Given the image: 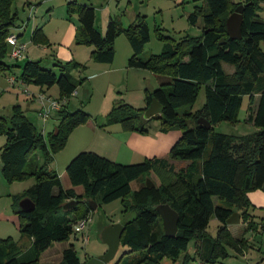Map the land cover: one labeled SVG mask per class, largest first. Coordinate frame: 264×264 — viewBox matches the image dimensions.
Returning <instances> with one entry per match:
<instances>
[{"label":"trees","instance_id":"trees-1","mask_svg":"<svg viewBox=\"0 0 264 264\" xmlns=\"http://www.w3.org/2000/svg\"><path fill=\"white\" fill-rule=\"evenodd\" d=\"M200 1L203 5L196 7L188 20L194 26L201 20L202 35L186 36L175 43L166 41L168 38L159 30L160 39L166 41L163 51L147 59L143 58L144 48L151 36L144 15L138 14L127 28L112 19L102 34L95 26L94 7L75 0L68 3L69 19L76 15L80 23L75 43L92 47V60L112 64L115 41L125 34L133 48L129 68L171 78L167 88L146 90L144 109H135L117 100L102 128L119 124L126 131L147 135L151 121L159 120L161 132L178 130L181 137L167 158L148 159L138 164L124 165L94 152H81L66 168L73 187L68 190L49 166L73 131L90 120V114L82 109L70 112L62 107L58 111L57 130L47 136L37 133L18 106L9 120L0 116V133L7 137L1 156L3 178L10 184L28 178L36 180L16 199L17 214L23 222L21 233L29 236L32 244L23 249L10 239L0 240V264H39L54 243L68 242L75 236L74 225L92 211L88 202H84L86 198L100 197L103 204L122 200L125 213L136 214L124 224L121 247L128 248L130 255L124 264H157L165 257L177 261L183 255V263L187 264L192 259L186 254L191 242L195 243V255L208 264L227 258L229 248L241 252L247 242L245 238H235L227 224L236 212L241 214L246 231L264 230V220L257 224L249 212L252 207L249 193L264 189V51L261 48L264 21L259 14L264 0ZM13 2L0 0V59L7 53L8 38L16 26ZM240 5L245 6L242 38L232 40L226 22ZM33 42L50 44L42 28L34 32ZM224 64L233 66L234 73L227 74ZM54 67L57 70L44 68L41 61H28L22 68L21 80L40 87L57 85L62 100L70 98L84 82L74 74L81 73L86 66L71 61L58 62ZM11 68L0 61V70ZM202 87H205V105L193 113L191 109ZM245 98L249 99L248 122L257 131L241 136L217 132L215 128L220 123L238 122ZM154 99L164 110L147 120L144 114ZM201 119L212 127L207 129L200 124ZM38 150L43 154V163L36 155ZM176 163L183 166L177 168ZM153 172L160 183L155 181ZM141 179L143 185L133 192L132 184ZM26 198L36 205L31 213L20 208V202ZM71 201H76V206L64 210ZM161 204L170 205L179 214L174 238L166 236L162 217L156 211ZM213 217L220 222L216 237L208 231ZM62 264H82L73 245L64 250Z\"/></svg>","mask_w":264,"mask_h":264},{"label":"rangeland","instance_id":"rangeland-1","mask_svg":"<svg viewBox=\"0 0 264 264\" xmlns=\"http://www.w3.org/2000/svg\"><path fill=\"white\" fill-rule=\"evenodd\" d=\"M71 1L73 0H14L12 13L16 14L17 17L16 26L11 29L12 34L17 36L22 29L30 30L33 26L41 27L47 37H52L51 42L50 40L49 42L52 46V51H56L58 43H60V39H62V27L66 25L63 21L64 15H66V7ZM78 1L79 4L87 2L95 5L96 14L99 19L97 27H101V25L104 27L109 16L114 18L118 17L125 27H129L136 21L138 14L144 15L146 17L151 36L149 43H147L144 48V59H147L150 55L161 54L166 41L177 43L182 41L186 36L198 37L202 35L201 20L195 26L188 20L189 15L196 10V7H201L203 5L200 0ZM232 1L234 3H243L245 0ZM259 14L261 20L264 21V4L261 5ZM74 19L77 21L78 17L74 15L72 20ZM72 20H69V22H72ZM159 30H161L163 36L168 38V40L165 41L160 39ZM120 36V48H117L119 53L122 49L121 40L128 42L125 34ZM261 48L264 51V43L261 45ZM13 49L14 47L9 43L6 55L4 58L0 59V61L4 64L12 67L10 70H0V116L9 120L12 116L14 107L18 106L33 123L37 133H43L47 136L49 133L57 130V122L60 118L59 112L52 110L50 103H47L45 107L42 106L36 97L43 93L46 98L63 104L60 89L57 85L52 87H40L33 83L23 85L21 75L23 66L28 62L26 57L27 50L22 59L15 60L12 58ZM54 60V56H49L41 60V65L44 68L56 70L53 66ZM118 62L119 61L117 60V63ZM85 66V71L79 73V77L77 76L78 78L84 80L77 90L80 96L74 98L73 95L71 96L73 99L71 97L67 98V105L68 103L70 104L67 106V109L70 112L82 109L89 113L90 116L98 123L105 121V118L103 119L101 117V109L104 99L106 98L107 91L111 85L114 86L115 84L119 87L118 85L121 84L122 89L117 90L116 93L128 92L129 94L131 93L130 91L146 92V89L153 92V90L161 87V79H158V76H155L147 71V73L135 72L128 75L127 73L119 70L117 71L118 73H113V71L109 69V72L91 77L92 74L97 73L96 70L92 71L93 68L91 69L86 64ZM224 70L227 74H232L235 71V68L224 64ZM167 78L171 80V78ZM11 79L16 80L15 85L10 83ZM163 86L166 88L168 87L167 85ZM205 101V87H202L191 112L196 113L201 110L205 105ZM249 108V99L245 98L239 114L238 122L236 124L228 122L220 123L216 126V131L237 136L255 133L257 128L248 122V117L250 116ZM186 109L188 110L189 108ZM42 112H45L48 116H42ZM151 125H161V122L159 120H154L151 121L150 126ZM150 131L151 130L149 129V132ZM71 135L69 136L66 146L54 155V160L49 166L50 170L55 171L59 175L64 188L68 190L73 187L67 176L66 168L70 161L84 149V147L79 146L84 142L81 141L80 143L79 141L85 139L87 142L89 139L86 132L81 133V131H77V134L74 133L73 136ZM6 144L7 137L0 133V240L10 239L23 249H27L31 246L32 239L21 233L20 226L23 222L17 214L18 209L16 207V199L23 196L26 191L32 187L33 182L36 180L34 178H28L25 180L14 181L10 184L3 178L1 172V156ZM36 155L38 156L39 161L43 163V154L38 150L36 151ZM136 159L137 160H134L135 162L132 164H138L148 160L142 158ZM176 164L177 168L183 166L180 163ZM152 176L157 183L161 182L156 175V172H153ZM142 180L143 179L132 184L133 192L138 190L143 185L144 182ZM77 191L80 192L79 189ZM254 193L257 194L258 197L257 200H254L249 212L253 216L255 222L257 224H261L262 220H264V189L252 192V194ZM84 202H88V204L92 203L93 206H97L96 209H92L89 214L87 228L85 232H83L88 241L84 242L83 235L79 234L77 238L72 235L68 242L54 243L53 246L43 254L39 264H62L63 252L70 245H73V248L82 264L92 258H98L104 255L108 250V246L102 240L103 230L115 224L124 225L136 217L135 213H125L122 200H117L110 204H103L101 202V198L99 197L95 198V200L86 198L84 199ZM224 205L226 206V204ZM219 226L220 222L213 217L208 228L209 233L213 237H216ZM230 230L235 238H245L247 246L241 252H238L233 248H229V256L227 258L217 260L214 264H264V230L259 228L258 231H246V226L243 223L230 225ZM128 252V248L121 247L115 260L111 264H118L122 258L123 260L121 264H124L130 259L128 258L130 257V255L128 256ZM186 254H189L192 257L187 264H208L201 261L200 258L195 255L194 242L190 243ZM183 258L184 255L179 260L173 261L171 258L165 257L157 264H184Z\"/></svg>","mask_w":264,"mask_h":264},{"label":"crops","instance_id":"crops-1","mask_svg":"<svg viewBox=\"0 0 264 264\" xmlns=\"http://www.w3.org/2000/svg\"><path fill=\"white\" fill-rule=\"evenodd\" d=\"M75 1L79 2L78 0ZM81 4L91 5L92 7L95 8L96 11V7L92 3L84 2ZM112 19L118 21L122 27L127 28L121 23L118 17L114 18L112 16L108 17L105 23L106 25H104V27L103 25H101V27H97V23L99 22V19L96 14V21H95L96 29L100 33L104 34L106 32L109 22ZM69 20L70 19L66 7V15H64L63 18V21L66 23V25L62 27V39H60V43H58V47L56 48V51L54 50L52 51L51 44L42 45V44H35L33 42L34 32L40 29L41 27L33 26L30 30L22 29V31L19 34H17V36H18V41L26 46V50H27L26 57L28 61H41L49 56H54L55 58V60L53 61L54 65L58 62L65 64L71 61H77L83 65L85 64L88 65L91 69L93 68L92 71L96 70L97 73L92 74L91 77L109 72V69H111L113 73H118L117 71L119 70L121 72L127 73L128 75H130V73L133 74L135 72L136 73L146 72V70L131 69L128 67L129 59L133 55V48L129 42V39L127 38L128 42L121 40L122 49L120 53L118 52L117 48H120L119 39H121L120 37L122 36L117 38L115 41V47H116L115 60L112 64H102L92 60L91 53L93 48L89 46H80L75 43V36L78 28L80 27L79 21L78 20L76 21L74 19L72 20V22H69ZM201 28H203L202 23H201ZM46 38L51 42L52 37L46 36ZM117 60L119 61L118 63ZM82 72L83 71H81V73ZM74 75L79 76L80 74L78 72H75ZM159 78L161 79L160 80L161 86L170 85L171 80L168 79L167 76H158V79ZM11 80L10 83H12ZM22 84L25 85L23 82ZM12 85H15V83ZM120 85L121 84H119L118 85L119 87H117V85L114 84V86L111 85L110 88L108 89L106 98L104 99L101 109L102 110L101 117L103 119L106 118V116L112 111L114 104L117 100L124 101L125 103H127L128 105L132 106L135 109H144L146 107V92L130 91L131 92L130 94L128 92L116 93L117 90L122 89V85L121 87ZM79 96H80L79 93L76 91L74 94V98H77ZM68 105L70 104L68 103ZM68 105H67V100L64 99L62 107L67 109ZM58 120L59 121L57 122V124L59 125L60 118ZM104 124L105 121L98 123L91 117L90 120L85 125H82L73 131L71 136H73L74 133L77 134V131H81V133L86 132V134L89 136L87 142L85 139L79 141L80 143L81 141L84 142L83 144L79 145L84 147V149L81 150L80 153L94 152L111 161L130 165L133 162H135L134 160H137L136 158H142V159L167 158L170 154L171 148L181 137V132L178 130H172L168 133L161 132L160 130L161 125H151L150 126L151 131L149 132V134L141 135L136 132L126 131L119 124L102 128ZM79 135L78 137L80 138ZM1 172H2V168H1ZM35 183L36 181L33 182V185ZM257 197H258L257 194L255 193L252 194V192L249 193V198L252 204L254 200H257ZM229 229H230V225H229Z\"/></svg>","mask_w":264,"mask_h":264},{"label":"water","instance_id":"water-1","mask_svg":"<svg viewBox=\"0 0 264 264\" xmlns=\"http://www.w3.org/2000/svg\"><path fill=\"white\" fill-rule=\"evenodd\" d=\"M245 6L240 5L236 8L235 12L227 19L226 27L227 33L230 39L240 40L242 38V27H243V13ZM224 42V40H223ZM163 106L154 99L151 105L147 108L144 114V118L149 120L156 115L163 112ZM200 124H203L207 129L212 126L206 120H199ZM92 209H96L97 206L89 204ZM76 206V201H71L64 206V210H71ZM20 208L25 213H31L36 209L34 202L26 198L20 202ZM156 211L162 217L164 230L166 236L174 238L178 232L179 214L168 204H161L156 207ZM241 223V214L234 213L231 218L227 221L228 225H237ZM125 231L123 224H115L105 228L102 232V240L108 246L107 252L98 257L88 260L84 264H111L120 248H121V237Z\"/></svg>","mask_w":264,"mask_h":264},{"label":"built area","instance_id":"built-area-1","mask_svg":"<svg viewBox=\"0 0 264 264\" xmlns=\"http://www.w3.org/2000/svg\"><path fill=\"white\" fill-rule=\"evenodd\" d=\"M8 41L11 45L14 46L13 52H12V58L16 59V60H20L24 57L25 52H26V46L24 44H21L18 41V37L16 35H11L8 38ZM12 84L15 83V79L11 80ZM36 99L38 100V102L42 105V106H46L47 103H50L51 109L55 110V111H59L62 108V104L59 102H55L50 100L49 98H46L45 94H40L36 97ZM44 113V114H43ZM42 116L47 117L48 114H46L45 112L41 113ZM88 220H89V216L85 219L79 220L73 228V232L75 234V236H78L79 234L83 235V240L88 241L87 238H85L83 232H85L86 228H87V224H88Z\"/></svg>","mask_w":264,"mask_h":264}]
</instances>
